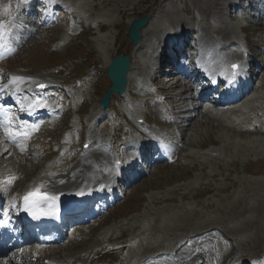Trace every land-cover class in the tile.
Here are the masks:
<instances>
[{
	"label": "rangeland",
	"instance_id": "rangeland-1",
	"mask_svg": "<svg viewBox=\"0 0 264 264\" xmlns=\"http://www.w3.org/2000/svg\"><path fill=\"white\" fill-rule=\"evenodd\" d=\"M254 1L47 0L48 5L55 8L50 12V24H32L27 19L31 28L27 32L31 36L23 38L21 44L15 46L5 58L6 61L0 60V92L13 87L24 88L31 84V80H44L52 89L50 95L61 96L62 105L55 108L63 116L44 125V121L40 122L37 133L26 139L25 144L16 147L18 151L6 146L2 138L4 135H0L2 192L10 191L13 185L16 190L26 187L41 172L60 173L58 164L61 162L65 165L63 171L68 172L69 168L75 171L65 179L75 181L81 175L80 167L82 170L83 163L90 160L85 158V142L93 152L94 163L102 157L104 164H109L110 172L115 168L113 164L116 158L124 159L130 151L132 153L131 149L144 143L143 132L148 125L140 126L136 131L132 127L123 131L122 124H133V115L136 114L143 115L147 121L160 127H149L156 134V137L151 136L154 143L164 141L162 129L168 131L170 128L172 134L168 139L175 140L172 145L175 151L178 148L173 163L157 164L145 179L138 176L130 192L111 207L104 218L79 228L78 235L66 238L69 247L58 249L59 256L82 259L86 252L90 254L92 248L98 247L94 246L96 242L112 233V243H116L119 235L123 238L122 244L128 241L141 243L143 247L139 251H136L137 248L132 253L125 250L128 255L134 252L137 258L146 254L148 248L159 249L162 245L176 248L177 243L184 244L180 241L182 238L196 232L202 237L201 233L210 229V233L218 234L216 239H219L221 232L230 240V264L241 258L260 255L264 258V135L234 130V123L221 115L195 118L190 123L193 127H184L182 132L173 122L166 127V118L177 116L175 108L183 102V99L182 102L178 99L184 88L176 89L173 84L166 86L163 82L167 81V77L156 79L157 74L152 75L155 66L149 65L153 62L150 56L163 47L165 38L182 28L189 29L195 25V29L202 28V44L208 59L213 55L216 39H220L222 48L235 50L236 45L228 48L229 41L239 44L246 29L252 47L256 45L263 49L258 59L254 56V61L260 64L254 65L253 71L262 68L264 32L260 24L264 21V15L261 21H258L259 17L258 23L253 24L255 20L252 19L258 15V6ZM9 4L6 1L0 6L9 9ZM230 5H233L232 10H228ZM145 15L150 19L144 31L148 30L150 35L141 38L142 43L139 44L142 53H136L138 46L133 48L126 40L125 33L132 21ZM251 15L254 17L251 18ZM178 23L182 26L175 29L174 24ZM211 38H214V45ZM76 49L80 50V55L73 57L71 53ZM118 55H129L134 62L132 66L135 69L141 67L142 70H136L132 75L131 84H134L129 91L134 98L122 99L113 95L110 109L103 112L98 103L101 94L110 85L106 70L110 61ZM236 55L233 54V60ZM75 80H78L77 84ZM140 81L141 86L138 85ZM262 81L264 85V78ZM65 84L70 88L67 89ZM262 95L261 92L253 93L238 110L247 116L254 115L264 106ZM56 99L46 97L52 105ZM19 102L25 100L20 99ZM191 104L197 106L195 102L185 100V110ZM170 105L173 110L167 113ZM200 111L204 112L203 109ZM101 114L104 115L103 120L94 125ZM187 114L190 115V112ZM183 115H186V111ZM180 133L182 140L178 141ZM211 145H217V148L206 149ZM94 146L96 149L92 148ZM100 146L104 149L99 153ZM54 154L56 157L51 159ZM72 158L76 160L71 161ZM255 167L259 170L253 172ZM248 173L256 176L250 177ZM7 176L9 181L5 178ZM201 183L209 185L201 191L202 195H195L192 192L194 186L202 187ZM131 203L135 206L132 207ZM86 236L88 241L84 239ZM120 255L116 264L123 263L122 257L125 258V255ZM102 261L100 259L99 262ZM104 262H108V257Z\"/></svg>",
	"mask_w": 264,
	"mask_h": 264
},
{
	"label": "bare ground",
	"instance_id": "bare-ground-1",
	"mask_svg": "<svg viewBox=\"0 0 264 264\" xmlns=\"http://www.w3.org/2000/svg\"><path fill=\"white\" fill-rule=\"evenodd\" d=\"M6 1L7 0H0V3L2 4L4 2H6ZM9 1L13 5L14 4H20L22 2L21 0H9ZM23 3H26V4L16 5L17 6V9L16 10H12L11 17L14 16V15H12L13 13L15 14V12L19 11V9H21L22 7H24L26 5L28 11L26 9H21L20 10V14L22 16H24V17L29 18L31 20V23L32 24H37L38 23V20H37L36 15L41 10H46L47 9V3H46V1L39 2L38 0H24ZM184 9L185 8H183V12L185 13ZM2 14H3V16L4 15H7L8 12L3 11ZM49 17L50 16L47 15L46 16V19L43 20V22H42V25L43 26H45L46 23L49 21V19H48ZM148 24H149V22L146 24V26L140 32V43H142L141 42V38H143V37L146 38V36L150 35V33H149L148 30H145L144 31V29L148 26ZM13 25L15 26L16 31H18L17 28L20 29L22 27V25L20 23H16V21H13L10 24V26H13ZM180 26H182L181 23H178L176 25L174 24L175 29L180 28ZM183 27H189V26L188 25H183ZM161 29L159 28V30H161ZM185 29L188 30V31H191V30L193 31L194 30L193 27H190L189 29H187V28H185ZM201 31H202V28H201ZM207 31H209V29H207ZM22 33L23 34H26V31L23 30ZM209 35L212 37V35L210 33H209ZM0 37H1V35H0ZM152 38H153V36H152ZM144 39H143V41H144ZM202 39H203V37H202V34H201L200 35V40H202ZM149 41H151V39ZM168 41L170 43H173V39H169ZM137 48H138V50H136V53H142L141 52V46H140V44L138 45ZM157 52H158L157 55L158 54H162V56L159 57V58L158 57H155L154 58L155 61H158L162 57L165 56V49H162V50L159 49ZM172 61L173 60H171L170 62H172ZM192 67H195V65L189 63L184 70H181V68L179 67V64H173L172 71H171V73H170V75L168 77L169 78V81H165L163 83L166 84V86L167 85H170V84H173V85H175V88L176 89H179V88L181 89V88H184V86H185V88H187L188 91H190V89H191V91H193L192 88H194L195 81L191 79V73H192V69L191 68ZM136 70L137 71H141L142 68L140 67V68H136L135 69L134 68V65L130 67V70H129L128 74H127V88H126L125 94L121 98H123V97H125V96H127V95L130 94L129 93V88H130V86H132L134 84V83L131 84L132 75H134V71H136ZM200 71H201V69H197L196 70V72H197L196 73V76H198V74L200 73ZM201 76H203V73H201ZM263 78H264V76H263V73H262L261 74V79H263ZM174 80H177V81H174ZM38 83H40V82H36V83L32 84V86L34 87V85H37ZM28 88H30V87H28ZM11 90L12 89H8L7 92L4 91V92H2L3 94L0 93V102H2L3 104H14L16 98L13 97L10 93H8V92H11ZM188 91L187 90H184L182 92V95H183L182 98H180V99L176 98V99H178L181 102H182L181 99H183V101H184V99H186V97H187ZM17 96H19V93L17 94ZM19 97H22V96H19ZM199 99L200 98H197L196 96H194V100H199ZM247 100H248V98L241 97L240 100H239L240 104L237 107H233V108H228L226 110H222L221 112H219V115H222V116L229 115V118L230 119L239 121L240 123H242V124L245 125L246 124V118L244 116L245 113L244 112H240L238 109L240 107H242L243 105H245L247 103ZM184 104H185V102H182L177 107V113L178 114H181L182 112L185 111V105ZM258 110H261V109H258ZM218 111H219V109H216L215 111H209L208 112V115H210V116L218 115L217 114ZM254 115H256V112L254 113ZM103 117L104 116L102 114L100 115V117H97V119L94 121V125L98 124L103 119ZM229 118H228V120H229ZM247 118L249 119V116H247ZM225 119H227V118H225ZM175 122L177 124H179V125H183L184 123H187L189 121L187 119H185V118H182V116L178 115L177 118H176V120H175ZM193 125H195V124H193ZM189 126L190 127H193L192 124H189ZM2 131L3 130L0 129V132L1 133H2ZM240 131L248 133V131H245V130H240ZM263 134H264V132H263ZM6 143L7 142H4V144H6ZM6 146H8V147L10 146L11 147V145H9V144L6 145ZM101 151H103V149H101ZM63 167H65L64 164H62L60 166V169L59 170L61 172H60V174L58 176L63 175V174L66 175V176L68 175L67 172L62 171L63 170L62 169ZM93 168H94L93 171H92V169H90L88 172L86 171L85 174L82 177L80 176L81 179L78 182H73L71 180L68 185H65L66 186L65 188H55V185L61 184V183H66V182H68L67 179L58 178V177H55L56 178L55 179L54 176H52L53 173L45 172V173L38 174L35 178L32 179V182L31 183H28V185L26 187H23L22 189L19 188L18 190H16L15 189L16 186L13 185V186H11L10 191H7L5 193H3V192L0 191V204H2V203H4V202L7 201V207H8L7 208V212L1 213L0 215L3 216V215H6L7 213L8 214L11 213L12 210L14 209L15 205L17 204L18 200L21 199L22 197H24L27 192H30V191L35 190V189H39L40 192L44 193L45 195H43V196H49V197L50 196H55L56 197L55 205H57V206H62V207L67 206V203L69 201H72V203L75 204V205H79V204L81 205V203H79L80 201H82L84 203V201L87 198L90 197V194H89L90 191H88L86 193H84V192L86 190H90L91 187H92V189H94L99 184H102L103 183L102 181H104V180H101L102 179V177H101V171H103L102 168H104L103 167V163H101L100 165L96 163L93 166ZM96 169L99 171V173L93 174V172H95ZM55 176H57V175H55ZM76 176H78V175H76ZM5 178L8 179V176L5 177ZM8 181H9V179H8ZM83 203H82V205H84ZM176 232H179V231H176ZM188 241H190L189 238H188V240L185 241V245L180 246L179 249H177V251H175V252H178L179 251L183 255H186V256L189 255L190 256V259L185 264H189L190 262L193 261V259L194 260L199 259V260L202 261L203 264H206V262H207V259H206L207 258V255H206V253L203 250L204 249L203 248L204 243L203 242L197 243L196 241L193 240V242H192V245L193 246H191V248H192L191 249V248H186V244L188 243ZM63 248H65V247H63ZM56 249H60V248H56ZM130 251L132 253V250H130ZM26 252L27 253H31L32 252V249L31 248H28L26 250ZM40 254H44V252H40ZM133 254H134V252H133ZM51 255L53 256V261L57 262V264H66L67 263L65 261V257H63L61 255L59 256L57 254V250H53L52 253H51ZM56 257H58V258H56ZM0 259H3V260H0V262H5L6 264H26V263L27 264H30V263H33V260L30 257L26 260V262H24L23 259H22V257H21V254H16V253H13L12 254V250L11 249L5 251L3 255L0 254ZM170 261H171V258L170 257H166V258H163V259H158V264H169Z\"/></svg>",
	"mask_w": 264,
	"mask_h": 264
},
{
	"label": "water",
	"instance_id": "water-1",
	"mask_svg": "<svg viewBox=\"0 0 264 264\" xmlns=\"http://www.w3.org/2000/svg\"><path fill=\"white\" fill-rule=\"evenodd\" d=\"M147 20L148 17L145 16L133 21L128 27L126 37L131 42L133 47L138 44L140 39L139 32L145 26ZM129 64L130 61L128 56H118L109 65L107 69V76L112 86L100 101L101 109H106L108 107L111 93H122L124 91L127 84L126 74L129 70Z\"/></svg>",
	"mask_w": 264,
	"mask_h": 264
},
{
	"label": "snow or ice",
	"instance_id": "snow-or-ice-1",
	"mask_svg": "<svg viewBox=\"0 0 264 264\" xmlns=\"http://www.w3.org/2000/svg\"><path fill=\"white\" fill-rule=\"evenodd\" d=\"M3 28V25H0V29ZM0 35H2V32H0ZM240 69L241 65L239 64H232L231 65V72L230 75L233 78H236L240 75ZM44 85H40V88H43ZM55 196H40L39 190L31 191L26 196H24V211L28 213L29 216L33 220H39L41 218V215H50L51 213H39L35 210V206L39 204L40 207H43L45 204H50L51 207H55Z\"/></svg>",
	"mask_w": 264,
	"mask_h": 264
}]
</instances>
